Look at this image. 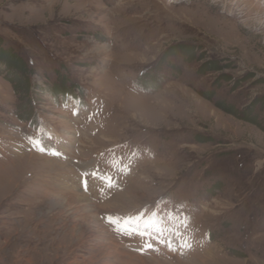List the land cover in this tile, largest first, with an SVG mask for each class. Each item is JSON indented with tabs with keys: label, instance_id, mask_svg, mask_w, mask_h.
<instances>
[{
	"label": "rangeland",
	"instance_id": "rangeland-1",
	"mask_svg": "<svg viewBox=\"0 0 264 264\" xmlns=\"http://www.w3.org/2000/svg\"><path fill=\"white\" fill-rule=\"evenodd\" d=\"M235 2L0 0V264H264V12Z\"/></svg>",
	"mask_w": 264,
	"mask_h": 264
},
{
	"label": "snow or ice",
	"instance_id": "snow-or-ice-1",
	"mask_svg": "<svg viewBox=\"0 0 264 264\" xmlns=\"http://www.w3.org/2000/svg\"><path fill=\"white\" fill-rule=\"evenodd\" d=\"M43 150V149H42ZM115 186L113 183V180L111 177H108V187L111 188ZM84 188L85 191L88 189L87 181H84ZM103 191V189H101ZM137 218H142V217H137ZM132 219L129 217L128 219H123V218H113V217H108V223L113 226L114 230L123 236H134V235H139L142 237H146V242H145V247L151 249L153 247L152 243L150 242L151 239L153 238V234L151 232H148L147 229L140 230V229H133L128 227L127 225L129 224V220ZM160 232V229H157V233ZM161 243H164L165 241L161 240ZM169 246H171V242H168ZM184 247H191L190 244H187L185 242Z\"/></svg>",
	"mask_w": 264,
	"mask_h": 264
},
{
	"label": "bare ground",
	"instance_id": "bare-ground-1",
	"mask_svg": "<svg viewBox=\"0 0 264 264\" xmlns=\"http://www.w3.org/2000/svg\"><path fill=\"white\" fill-rule=\"evenodd\" d=\"M259 1L258 2H253V1H249V0H236L234 6H235V8L236 7H241L240 11L244 12V15H246V16L252 15L253 12H254V13H256L255 15L258 17V19H262V17L259 16V14L264 12V5H262ZM90 193L96 198H97V195L99 194L98 192L95 193L94 191H92ZM68 200H70V199H68ZM71 201H72L71 203H78V202H83L84 201L85 202L84 204H88V205L91 203V201L89 200V197L87 195H85L84 192L83 193L81 192L80 195L76 194L75 197H73Z\"/></svg>",
	"mask_w": 264,
	"mask_h": 264
},
{
	"label": "trees",
	"instance_id": "trees-1",
	"mask_svg": "<svg viewBox=\"0 0 264 264\" xmlns=\"http://www.w3.org/2000/svg\"><path fill=\"white\" fill-rule=\"evenodd\" d=\"M183 49H184V51H186L188 53H191V54L193 53V50L189 51L190 47H188V46L187 47H183ZM211 64H214V63L212 61H210L208 64L206 63V65L204 66V69L208 70V69L212 68V67H210Z\"/></svg>",
	"mask_w": 264,
	"mask_h": 264
}]
</instances>
